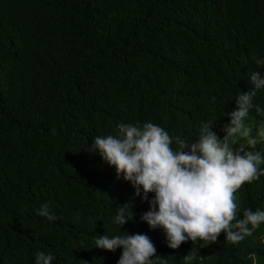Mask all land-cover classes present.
I'll use <instances>...</instances> for the list:
<instances>
[{"label":"trees","instance_id":"16d2710c","mask_svg":"<svg viewBox=\"0 0 264 264\" xmlns=\"http://www.w3.org/2000/svg\"><path fill=\"white\" fill-rule=\"evenodd\" d=\"M255 56L264 0H0V264H34L38 251L53 264H118L122 249L94 238L121 230L149 236L155 264H264V225L238 245L222 233L209 247L169 248L140 220L149 204L89 152L120 123L151 121L195 141L212 121L223 138ZM254 102L264 106V93ZM260 119L250 114L253 136ZM237 198L240 218L264 209V176ZM42 204L56 221L36 214ZM125 205L135 219L120 230Z\"/></svg>","mask_w":264,"mask_h":264},{"label":"clouds","instance_id":"9594fccd","mask_svg":"<svg viewBox=\"0 0 264 264\" xmlns=\"http://www.w3.org/2000/svg\"><path fill=\"white\" fill-rule=\"evenodd\" d=\"M253 59L258 70L249 74L250 89L237 95L235 110L224 113L230 122L221 129L223 138L212 121L201 122L195 141L170 135L151 121L120 123L114 134L92 138L89 152L99 153L115 168L117 178L129 182L135 196L149 204L140 220L152 230H162L171 249L188 241L209 247L222 233L226 243L238 245L264 225V209H246L240 218L237 202L245 184L264 176V150H257L264 143V106L254 102L264 93V56ZM252 112L261 118L255 136L248 124ZM131 207L116 210L113 223L120 230L135 219ZM36 214L48 222L57 219L48 204ZM121 232L95 237V248L112 253L122 249L118 264H155L157 250L149 236ZM55 259L51 252L38 251L34 264H53Z\"/></svg>","mask_w":264,"mask_h":264},{"label":"rangeland","instance_id":"374dc122","mask_svg":"<svg viewBox=\"0 0 264 264\" xmlns=\"http://www.w3.org/2000/svg\"><path fill=\"white\" fill-rule=\"evenodd\" d=\"M253 129V128H252ZM243 143V142H242ZM240 145L239 144H237V145H235L234 147H239Z\"/></svg>","mask_w":264,"mask_h":264}]
</instances>
